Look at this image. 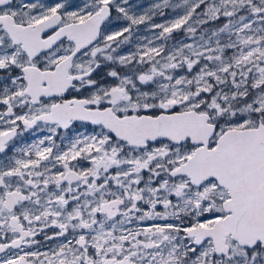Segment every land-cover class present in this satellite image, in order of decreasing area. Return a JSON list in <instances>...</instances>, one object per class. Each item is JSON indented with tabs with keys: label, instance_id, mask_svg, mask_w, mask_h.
Returning <instances> with one entry per match:
<instances>
[{
	"label": "snow or ice",
	"instance_id": "obj_1",
	"mask_svg": "<svg viewBox=\"0 0 264 264\" xmlns=\"http://www.w3.org/2000/svg\"><path fill=\"white\" fill-rule=\"evenodd\" d=\"M0 264H264V0H0Z\"/></svg>",
	"mask_w": 264,
	"mask_h": 264
},
{
	"label": "rangeland",
	"instance_id": "obj_2",
	"mask_svg": "<svg viewBox=\"0 0 264 264\" xmlns=\"http://www.w3.org/2000/svg\"><path fill=\"white\" fill-rule=\"evenodd\" d=\"M142 2H145L144 5L147 6L153 2V0H142Z\"/></svg>",
	"mask_w": 264,
	"mask_h": 264
},
{
	"label": "flooded vegetation",
	"instance_id": "obj_3",
	"mask_svg": "<svg viewBox=\"0 0 264 264\" xmlns=\"http://www.w3.org/2000/svg\"><path fill=\"white\" fill-rule=\"evenodd\" d=\"M143 3H145V2H143ZM146 4V3H145Z\"/></svg>",
	"mask_w": 264,
	"mask_h": 264
}]
</instances>
